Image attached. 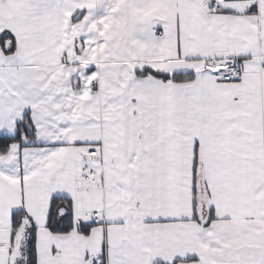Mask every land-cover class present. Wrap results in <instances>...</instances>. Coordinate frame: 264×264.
Wrapping results in <instances>:
<instances>
[{"label": "snow or ice", "instance_id": "6c2138e0", "mask_svg": "<svg viewBox=\"0 0 264 264\" xmlns=\"http://www.w3.org/2000/svg\"><path fill=\"white\" fill-rule=\"evenodd\" d=\"M0 264H264V0H0Z\"/></svg>", "mask_w": 264, "mask_h": 264}]
</instances>
